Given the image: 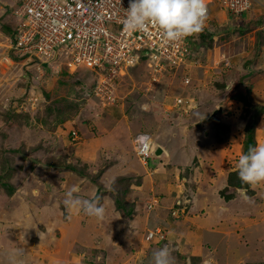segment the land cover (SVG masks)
<instances>
[{
  "label": "rangeland",
  "instance_id": "374dc122",
  "mask_svg": "<svg viewBox=\"0 0 264 264\" xmlns=\"http://www.w3.org/2000/svg\"><path fill=\"white\" fill-rule=\"evenodd\" d=\"M255 1L256 5L248 14L246 19L249 21L246 22L244 16L235 19L227 11L209 4L206 26L192 45V63L174 71L154 73L153 80L152 70L146 69L143 64L137 66L124 79L119 78L115 83L117 103L111 106L107 103H104L106 107L102 106L94 97V72L82 69L73 76L50 74L39 71L34 64L16 63L13 59L6 61L1 55L0 264L77 263L75 258L80 252V244L76 248L65 247L64 251L54 255L52 263L46 259V246L49 248L47 244L55 225H48L45 221L57 214L56 210H49L47 204L52 201V195L50 198L47 194L50 191L57 193V185H61L58 192L62 197L56 196L57 201L61 200L64 204L61 210L66 209L70 214L77 213L66 205V193L74 187H90L84 181L85 178L93 187L81 189L79 194L74 195L91 199L96 197L95 192L98 191V196L105 194L114 200L120 198L121 204L108 198L103 199V202H109V206L116 210H113L112 217H123V212L131 208L126 195L135 188L145 187V193H149L150 186L155 187V181L150 183L153 176L142 173V166L146 168L149 165L161 173L164 170L153 159L157 144L159 147L161 145L153 136L154 127L150 123L154 124L155 121H151V117L161 121L163 142L168 146L165 148L176 152L173 158L170 153L174 165L169 174H174V170L178 174L168 181L167 188L157 190L160 195L154 192L146 203L148 212L160 205L175 210L174 204L179 212L175 210L171 218L165 210L171 222H182L189 218L183 212L184 207L191 205L189 200L195 181L194 166L198 164L197 153L198 157L207 154V147H202L203 144L222 145L218 148L229 151L226 157H230L231 174L236 175L233 174L235 169V173H238V159L244 154L246 143L250 141L256 146L264 144V9ZM11 2L0 0V32L4 36H8L14 26L9 16L8 4ZM224 63L229 65L225 67ZM179 100L181 104H178ZM174 104L185 110L179 111ZM154 106L157 113H154ZM216 110H222V113L211 118ZM194 125L200 126L203 131L199 132ZM129 128L134 131L132 135L127 132H130ZM194 132L200 135L198 139L193 137ZM72 133H76V140H72ZM143 133L152 138L151 159L146 165L139 162L133 147L135 138ZM10 142L16 143L13 148H9ZM195 143L201 144L196 154ZM178 145L183 149L185 147L184 152ZM191 149L194 150L192 155L194 160L197 159L195 161L187 157L192 153ZM30 152L34 153L36 159H31ZM50 154H54L51 160H57L55 162H61L66 169H70L60 174H46L45 169L42 172V169L37 168V162L51 161ZM179 158L189 159L190 163L178 169L175 163L179 162ZM161 161L169 163L166 157H162ZM20 162L23 163L22 168H19ZM126 168L131 172L123 175L122 170ZM102 178L100 183L99 179ZM30 181L36 183L33 188L27 185ZM39 188L42 191H38ZM42 194L47 197L42 198ZM35 196L37 199L33 202ZM153 201L158 204L151 210L149 205ZM258 202L261 208L262 200ZM250 207L240 208L238 212L247 215L253 211ZM223 225L227 226L224 223L219 228ZM170 227L171 224L165 222L148 231L147 236L150 232L157 236L138 244L134 253L129 251L136 241L123 240V247L118 250L121 255L116 256L118 259L114 264H150L152 253L166 245L175 257L176 264H204V258L177 255L179 249L171 242L173 231ZM224 228L227 230V227ZM262 235L264 227L247 230L243 234L244 242L232 236L221 239V236L206 232L204 237L208 242L205 244L211 247L209 251H204L209 255L214 251L213 245L218 246L213 252L215 264H248L246 262L256 256V251L263 250L261 243L255 239L256 236L263 238ZM113 241L112 246L117 243L116 248H119L118 241ZM106 247L104 243L103 248ZM108 248L110 251L111 248ZM143 252L147 253V259L142 260Z\"/></svg>",
  "mask_w": 264,
  "mask_h": 264
},
{
  "label": "crops",
  "instance_id": "0c3cea01",
  "mask_svg": "<svg viewBox=\"0 0 264 264\" xmlns=\"http://www.w3.org/2000/svg\"><path fill=\"white\" fill-rule=\"evenodd\" d=\"M259 3V6H263L264 9V2L263 0H257ZM250 16V15H249ZM225 17V16H224ZM248 15L244 16L245 22L249 21L246 19ZM226 18V17H225ZM230 19V18H229ZM227 20V19H226ZM263 23V22H261ZM264 26V25H263ZM1 35L4 36L0 32ZM3 42L0 38V47H3ZM4 50V49H3ZM0 51H2L0 49ZM193 101V100H192ZM175 103V101H174ZM175 105V104H174ZM151 121H155L154 124H152V127H154L152 133L154 138H156V141L159 143L160 149H162L165 154L161 157H154L155 163H159L160 167L163 166L164 170L162 173L158 171V169L154 167H149V165L142 166L143 171L142 173H146L149 177L153 176L150 183H154L152 181H155V187L150 186L149 193H145L146 188H135L134 191H131L128 193L127 200L129 201V204H131V209L133 210V214L130 219H125L124 217L115 215L113 216V208L103 202V199L105 198L110 199L111 201H115L114 198L109 197L107 195L99 194L97 188L95 190L96 197H101L102 201L101 204H103L106 208V215L103 221H97L94 217H90L86 215L83 211L76 212L77 214L71 213L69 211H62L61 209L64 208V204L61 202V200L57 201V197H62L60 191L61 185H57L59 189L57 190V193L50 191V198L52 195V201H50L47 206L49 207V210H56L57 214L53 215L50 218L51 220L45 221L48 223V225H55L53 227V235L50 237V242L47 244L49 248L46 246L47 250V257L48 261L52 263L54 255L59 254L60 251H64L65 247L68 246H74L75 248L80 244V252L78 253V256L75 258V261H77L76 264H94V262H101L103 264H114L117 262V257L121 254H119L118 250L122 248V241L123 240H131L134 239L136 242L133 244L132 247H130L129 252H135V248L137 247V244H140L144 242V237L148 231H152L153 229L157 228L159 225H163L165 222L167 224H171V231H173L171 242L174 245H177L179 252L177 255L180 257L189 256V257H195V258H204L207 259H214L213 258V252L216 251L217 247L214 246V251L211 252L209 255L206 254V250L209 251V247H211L207 243L208 241H205L204 235H206V232L209 234L221 236V239H227V237H234L236 239H239L241 242V239H244L243 234L245 235L247 230H252L259 227H264V185L258 186L255 189L251 188L250 186L246 189L242 188H233L231 190V186L228 185V178L229 175L232 173L230 169V157H226L227 153L229 151L226 149L223 150L220 148L222 145L217 144L213 146L212 143L203 144L202 147H207L206 152L207 154L200 155L198 157L199 148L201 144H194L197 145V151L194 152L197 153V160L198 164L194 166L195 171V177L194 182L192 186V191L190 192L191 198L190 202L191 205L188 206V208L184 207L185 212H183L185 215L189 216L188 219L185 218L182 222H171V211L170 206L165 209L164 205H160L159 207H156L154 211L148 212L146 203L150 200L151 196L157 194L159 191V188L163 190V188H167L168 181H171L173 177H177V172L174 170V174H169L170 169L173 167L172 158L176 156L175 150L170 148L167 150L165 146L167 143L163 142V135L160 131L162 129L161 121L155 119V117H151ZM195 120V119H194ZM202 124H200L201 126ZM195 126V128L198 129V131H203L202 128ZM131 128V127H130ZM129 128V129H130ZM194 128V129H195ZM127 130V129H126ZM165 132H168L166 129H164ZM178 130V129H177ZM129 135H132V132L130 129V132L127 130ZM180 132V131H179ZM177 132V133H179ZM191 132V131H190ZM26 134V133H25ZM170 134V133H169ZM139 135V134H138ZM193 137L197 138L200 136L197 132L193 133ZM158 137V138H157ZM93 141V140H91ZM206 142V141H205ZM164 143V144H163ZM16 143H9V148H13ZM158 145V144H157ZM181 145V144H180ZM178 145L183 152L185 150V147L183 149L182 146ZM168 147V146H166ZM210 147V149H208ZM32 149V147H30ZM16 150V149H14ZM178 150V149H177ZM192 150V149H191ZM190 151V150H189ZM193 151H190L192 153L188 154L191 158V161L194 160ZM171 153V157H170ZM186 153V152H185ZM29 154V153H28ZM31 159L36 157H33L34 153L30 152ZM200 154V153H199ZM33 157V158H32ZM162 157H166L169 159V163H163L161 161ZM183 157V156H182ZM11 159H14V157H10ZM171 158V161H170ZM150 160V159H149ZM194 160V161H195ZM53 161V160H51ZM55 161V160H54ZM190 163L189 159L182 160L179 158V162L175 163V166L179 169L182 168L184 165ZM16 164V163H15ZM41 164V165H39ZM23 163H19V168H22ZM37 168L42 169V172L44 169L46 170V174L52 173V174H60L64 172L63 170H56L49 166L48 163H39L37 162ZM237 169L234 170V172ZM108 171V170H106ZM105 171V172H106ZM124 172L123 175L128 174L129 171L127 168L125 170H122ZM59 172V173H57ZM134 172H136L134 170ZM139 172V171H138ZM108 173V172H107ZM27 176V174L25 175ZM30 178V176H28ZM99 178V177H98ZM98 180V179H97ZM100 183L103 181L102 179H99ZM22 181V180H21ZM86 184H89L90 187H84L82 185L81 188H78L79 191L76 194L80 193V190H87L92 188L93 184L89 183L88 180L84 179ZM93 183V182H92ZM35 182L32 183L31 181L27 183V185L30 188H33L35 186ZM78 186V185H77ZM92 186V187H91ZM101 188V187H99ZM50 189V185H49ZM102 189V188H101ZM158 190V191H157ZM38 191H42V188H39ZM151 192V193H150ZM222 192H226L224 196L221 195ZM55 194V196H53ZM60 194V196H59ZM43 195V194H42ZM47 195H43L42 198L47 197ZM160 195V194H159ZM184 195V193H183ZM37 197H33V202H36ZM161 199V198H160ZM166 199V198H164ZM173 199V198H172ZM262 200L261 208H259V202L258 200ZM35 200V201H34ZM259 203V204H258ZM252 205V206H251ZM253 208V211L248 213L247 215L241 214L238 212L240 208H247V207ZM173 207L175 208L174 204ZM236 208V210L234 209ZM36 209V208H35ZM182 209V208H180ZM165 210H167L169 213V217H166ZM37 211V209H36ZM42 211V209L40 210ZM116 210H114L115 212ZM120 218V220L118 219ZM218 219L217 221L215 219ZM41 220L44 221L43 218ZM42 221V222H43ZM162 221H164L162 223ZM226 224L227 226L223 225L220 229V225ZM224 227H227V230H225ZM204 231V234H202ZM55 234L58 236V238H55ZM60 234V235H59ZM262 237L256 236V240L258 243H261V246L263 250L256 251V256L252 258L250 261L246 262L248 264H264V235ZM211 240V238H208ZM111 240H117L118 244H120L119 248H116L117 243H113V246L111 244ZM248 240V236H247ZM246 241V246H248V242ZM115 242V241H113ZM244 242V240L242 241ZM107 244L108 247L111 248L110 251H108L106 248H103V244ZM130 245V244H129ZM129 245L127 247H129ZM206 249V250H205ZM45 250V251H46ZM105 250V253L103 252ZM117 250V251H116ZM205 250V251H204ZM126 252V253H129ZM46 254V253H45ZM124 254V253H123ZM153 254V253H152ZM52 257V260H49V257ZM125 256V255H124ZM147 257V253L143 252L142 260H144ZM149 257V256H148ZM195 261V259L193 258ZM197 262L200 263V260H197ZM202 262L204 263V260L202 259Z\"/></svg>",
  "mask_w": 264,
  "mask_h": 264
},
{
  "label": "built area",
  "instance_id": "2783aa9c",
  "mask_svg": "<svg viewBox=\"0 0 264 264\" xmlns=\"http://www.w3.org/2000/svg\"><path fill=\"white\" fill-rule=\"evenodd\" d=\"M129 2L12 0L8 6L14 26L8 36L0 37L4 45L0 47V58L2 55L6 61L13 59L16 63L34 64L39 71L50 74L72 75L82 69L94 72V97L102 106L106 107L104 103L111 106L117 103L115 83L119 78L124 79L141 64L152 70V80L154 73L174 71L182 65H189L194 52L192 45L197 40L194 36L179 42H168L162 32L152 26L144 31H128L124 21ZM209 4L239 19L252 12L256 1L207 0L208 8ZM225 63L227 67L229 64ZM181 103L179 100L178 104ZM175 108L178 109V105L175 104ZM182 110L185 109L179 108V111ZM75 135L72 133V140H76ZM133 146L139 161L146 165L151 158V136L138 135ZM157 204L153 201L149 209L154 210ZM175 210L171 211V215L176 213ZM150 233L146 240L157 236Z\"/></svg>",
  "mask_w": 264,
  "mask_h": 264
},
{
  "label": "clouds",
  "instance_id": "9594fccd",
  "mask_svg": "<svg viewBox=\"0 0 264 264\" xmlns=\"http://www.w3.org/2000/svg\"><path fill=\"white\" fill-rule=\"evenodd\" d=\"M125 12L124 27L128 31H144L149 26L156 27L168 42H179L197 36L204 30L208 18L207 0H130ZM237 168L243 184L253 189L264 185V144L251 147L246 154H241ZM78 191L79 189L74 187L66 193L65 203L69 209L75 212L83 211L97 221H103L106 208L100 203V198L82 199L74 195ZM150 264H176V260L166 245L153 252ZM204 264L215 262L207 259Z\"/></svg>",
  "mask_w": 264,
  "mask_h": 264
},
{
  "label": "trees",
  "instance_id": "16d2710c",
  "mask_svg": "<svg viewBox=\"0 0 264 264\" xmlns=\"http://www.w3.org/2000/svg\"><path fill=\"white\" fill-rule=\"evenodd\" d=\"M79 73V71L77 72V73H75V74H78ZM66 75H68V76H73L74 74H68V73H66ZM95 82L93 83V89H95ZM250 146L251 147H255L256 146V144H254L253 142H250V141H248L247 143H246V147H244V148H246L245 150H244V154H246L247 152H248V150H249V148H250ZM51 155V157H49L50 158V160H51V158H53V156H54V154H50ZM55 161H57V160H55ZM55 161H48L47 163L49 164V166L51 165V167L53 166V168L54 169H56V170H63V171H66V170H69L70 168H68V169H66V167H65V165H62V163L61 162H55ZM44 163H46V162H44ZM72 171H76V170H72ZM233 174H236V175H232V174H230L229 175V178H228V185L229 186H231V189H233V188H242V189H246V188H248L249 186L248 185H246V184H243L242 182H241V180H240V178H239V174L238 173H233ZM233 177H235L236 179H234V181H232V178ZM232 184V185H231ZM221 195L222 196H224V192H222L221 193ZM117 197H119V196H117ZM115 203L117 204H121L120 203V198H118V199H116L115 198ZM132 214H133V210L130 208L128 211H125V212H123V217L125 218V219H130L131 218V216H132ZM122 215V214H121ZM157 242V241H156ZM158 243H160V241H158ZM138 245V244H137ZM149 255H150V253H149ZM152 256H150L149 258H151ZM147 259V258H146ZM197 263H199V262H197Z\"/></svg>",
  "mask_w": 264,
  "mask_h": 264
},
{
  "label": "water",
  "instance_id": "95a60500",
  "mask_svg": "<svg viewBox=\"0 0 264 264\" xmlns=\"http://www.w3.org/2000/svg\"><path fill=\"white\" fill-rule=\"evenodd\" d=\"M146 108V110H149V108L148 107H145ZM153 109H154V113H157V109H156V107L154 106L153 107ZM145 110V109H144ZM222 113V110H216V111H214V113L211 115V118H216L219 114H221ZM164 155V152L162 151V149H160L159 147H156L155 148V151H154V157H161V156H163Z\"/></svg>",
  "mask_w": 264,
  "mask_h": 264
},
{
  "label": "bare ground",
  "instance_id": "6f19581e",
  "mask_svg": "<svg viewBox=\"0 0 264 264\" xmlns=\"http://www.w3.org/2000/svg\"><path fill=\"white\" fill-rule=\"evenodd\" d=\"M223 57V56H222ZM228 59V58H227Z\"/></svg>",
  "mask_w": 264,
  "mask_h": 264
}]
</instances>
